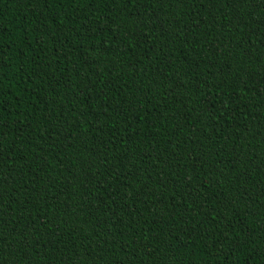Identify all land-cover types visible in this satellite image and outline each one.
<instances>
[{"label": "trees", "instance_id": "16d2710c", "mask_svg": "<svg viewBox=\"0 0 264 264\" xmlns=\"http://www.w3.org/2000/svg\"><path fill=\"white\" fill-rule=\"evenodd\" d=\"M0 264H264V0H0Z\"/></svg>", "mask_w": 264, "mask_h": 264}]
</instances>
